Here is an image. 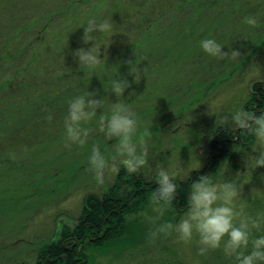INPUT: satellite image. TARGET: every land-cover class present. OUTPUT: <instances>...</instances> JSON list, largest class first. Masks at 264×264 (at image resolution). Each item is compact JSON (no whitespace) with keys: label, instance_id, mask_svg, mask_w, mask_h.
Here are the masks:
<instances>
[{"label":"rangeland","instance_id":"374dc122","mask_svg":"<svg viewBox=\"0 0 264 264\" xmlns=\"http://www.w3.org/2000/svg\"><path fill=\"white\" fill-rule=\"evenodd\" d=\"M7 1L21 6L10 14H15L14 27H24L32 16L39 19L26 30L24 43L37 39L35 46L40 41L44 45L35 49L55 47L54 52L84 31L90 20L112 22L116 16L127 19L146 10L156 14L158 20L147 29L151 35L146 42L121 52L112 62L114 67L119 64L126 80L129 61L133 62L130 67L138 66L141 72L136 83L128 79L131 87L120 102L136 114L139 133H149L145 137L149 165L138 172L149 182L156 180L158 165L175 174L174 183L194 181L192 175L197 178L202 171L210 175L215 163L210 143L217 131L226 129L216 125V117L244 109L250 96L261 94L253 90L254 86L264 87V0H185L181 12L166 13L159 10L162 0H156V7L152 0H0V9L7 7ZM31 7L38 11L22 14ZM19 14L26 17H17ZM250 15L258 17V27L250 28L243 22ZM122 21L121 25L113 24V31L118 26L134 33L146 31L145 25L134 28ZM95 35L99 39L108 34ZM207 38L215 39L225 53L239 51L240 57L218 60L208 56L200 47V41ZM128 45L126 42L122 46ZM26 60H32L31 52H27ZM40 62L44 65L43 58ZM144 68L147 71L143 74ZM97 94V99L105 98L103 111L110 115L115 95ZM62 110L45 127L25 131L19 139L0 138V264H38L40 249L56 241L64 226L72 229L76 225L85 197L101 195L117 178L118 174L106 173L104 184H98L88 163L94 145L105 157L114 155L116 139L98 131L97 117L85 125L92 129L87 144L66 148L63 121L67 109ZM101 112L97 109V115ZM227 130L233 136L238 134ZM261 148L255 138L249 147L243 145L236 157L221 161L220 170L212 175L217 184L236 179L242 188L237 208L242 206L252 217L264 213V167L255 168L252 159ZM237 173L241 175L236 177ZM253 204L257 206L255 212L251 211ZM141 208L127 216L132 227L122 238L87 249L88 264H235L222 248L198 255L195 236L189 244L177 242L175 233L151 242L149 233L156 225L176 224L188 210L171 204L153 224L141 214L157 216L150 199ZM261 233L264 227L254 236Z\"/></svg>","mask_w":264,"mask_h":264},{"label":"trees","instance_id":"16d2710c","mask_svg":"<svg viewBox=\"0 0 264 264\" xmlns=\"http://www.w3.org/2000/svg\"><path fill=\"white\" fill-rule=\"evenodd\" d=\"M200 1L198 0V3ZM151 2L152 6L156 7V0ZM184 3L185 0H162L159 10H164L161 11L162 13L165 11L181 12L185 7ZM7 4L6 8L0 9V138L4 136L5 139L12 138V136L19 139L21 133L24 134L25 131L37 128V126L45 127L50 121L48 116L60 115L62 108L68 109V101L76 96L85 95L87 92L112 93L111 82L113 80L120 78L126 80L125 72L121 70L119 64L115 63V67L112 64L113 59L116 60L121 52L136 49L137 46L139 48L140 44L145 43L146 38L151 35L150 30L147 29L158 20L155 13L149 14L147 10L127 19L114 17L113 24L121 25L123 20L124 25L134 26V28L145 25L146 31L134 33L130 31V28H125L126 26L123 30L118 26L108 35L101 36L97 43L101 45L100 59L102 61L105 49L107 50L104 63L96 69H88L83 66L79 67L73 55L80 48L91 47V44L86 46L83 43V31L78 32L71 41L58 47L56 52H54L55 47L35 49L42 47L44 42L40 41V44L35 46L34 43L37 40L35 39L26 45L24 34L39 21L38 17L28 14L32 18L24 27H14L15 14H10L13 9L21 8V6H17L12 1H7ZM26 9L22 14L38 11L33 7ZM22 14L17 17L25 18L26 16ZM126 42L129 45L125 48L122 45ZM63 46H66L65 49ZM27 52L32 53V60L28 62ZM41 58L44 59V65L40 62ZM20 61L24 62L20 64ZM13 65L16 66L15 69L12 68ZM127 78L134 80L132 75ZM263 88V86L261 88L260 85H255L253 90L262 91ZM62 93H68V96L64 97ZM257 98L250 96L244 110L256 114L264 113V94ZM241 132L243 131L233 136L227 129L217 131L210 143V154L215 160L213 166L209 165L211 166L210 175L220 170L221 161L231 160L239 154L243 145L249 147L254 142V136ZM219 153H221L220 156ZM202 175L206 173L202 171ZM197 180L198 178H195L194 181L190 179L189 182L176 183L177 193L171 204L185 207V210H188L190 206L188 196L192 184ZM156 187V180L149 182L138 173L128 174L121 166L114 184L108 190L101 195L89 194L85 197L76 225L72 229L64 226L56 241L45 244L40 249L38 264H88L87 249L92 246L103 247L119 240L130 231L132 224L127 220V216L139 212L141 207L148 202ZM254 204L251 208L252 212H255L257 208ZM257 232L259 231H254L253 235ZM68 244L70 249H68ZM231 261L235 262L234 259H230Z\"/></svg>","mask_w":264,"mask_h":264},{"label":"clouds","instance_id":"9594fccd","mask_svg":"<svg viewBox=\"0 0 264 264\" xmlns=\"http://www.w3.org/2000/svg\"><path fill=\"white\" fill-rule=\"evenodd\" d=\"M243 22L250 28L259 26L258 17L255 15L246 16ZM113 26V22L108 20L99 23L90 20L83 28L82 41L85 45L91 44V47L80 48L73 53L79 67L96 69L104 63L107 50L105 49L102 61L101 45L97 43L98 36L95 34H109L113 31ZM200 47L205 54L218 60L240 57L239 51L223 52V48L215 39L201 40ZM128 63L129 74L134 76L136 83L141 77L140 69L138 66L130 67L133 62ZM146 71L147 68H144L143 74ZM130 87L124 78L111 82V91L116 97V102L111 103L110 115L103 111L105 98L97 99V93L87 92L68 101L67 115L63 121L66 148L72 145L84 147L92 131L85 125L97 117L98 131L117 141L114 145L115 153L110 158L101 153L98 145L91 149L88 158L89 171L94 174L96 182L100 185L104 184L106 173L118 174L121 166L128 174H136L149 165L145 139L149 133L147 130L139 133L140 122L136 114L126 104L120 102L125 90ZM130 95L134 96L135 92ZM97 109H102L99 115ZM48 119H52L51 115ZM216 125L231 132L243 130L254 136L262 148L252 159L255 161V168L264 167V113L256 114L241 108L230 115L216 117ZM240 175L237 173L236 177ZM174 179V173H170L162 165L157 166V187L150 197L151 210L157 216L147 217V213H141L153 224L164 215L177 193ZM241 192L242 188L236 179L217 184L214 183L212 175L199 176L191 186L187 213L176 224L165 222L156 225L149 233L150 241L154 242L161 235L169 236L175 233L177 242L189 244L195 236L198 237L200 256L222 248L225 256L234 259L235 264H264V235H253L254 231H260L264 227V213L252 217L244 213L242 206L238 210L236 201L241 198Z\"/></svg>","mask_w":264,"mask_h":264},{"label":"flooded vegetation","instance_id":"af4514ba","mask_svg":"<svg viewBox=\"0 0 264 264\" xmlns=\"http://www.w3.org/2000/svg\"><path fill=\"white\" fill-rule=\"evenodd\" d=\"M259 93H261L260 95H263L264 94V89L262 90V91H260ZM258 98H259V96H257ZM257 98V99H258ZM261 101V100H260ZM208 170V169H207ZM208 172L206 171V174H207ZM199 176H201V174H198V176H197V178L199 179ZM192 178H193V180L195 179V177H194V174L192 175Z\"/></svg>","mask_w":264,"mask_h":264},{"label":"water","instance_id":"95a60500","mask_svg":"<svg viewBox=\"0 0 264 264\" xmlns=\"http://www.w3.org/2000/svg\"><path fill=\"white\" fill-rule=\"evenodd\" d=\"M238 132V131H237Z\"/></svg>","mask_w":264,"mask_h":264}]
</instances>
